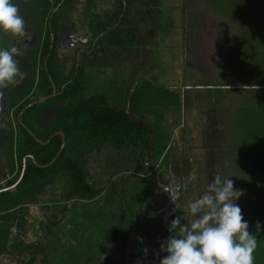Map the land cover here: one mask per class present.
<instances>
[{
	"label": "flooded vegetation",
	"instance_id": "obj_1",
	"mask_svg": "<svg viewBox=\"0 0 264 264\" xmlns=\"http://www.w3.org/2000/svg\"><path fill=\"white\" fill-rule=\"evenodd\" d=\"M12 2L19 7L20 15L25 20L26 35L14 37L0 31V48L16 46L20 50L21 55L14 58L25 75L22 80L18 78V83L0 90L2 97L12 93L18 97L19 91L24 88V85L32 83L34 86L38 83L39 70H36L34 77L31 75V69L34 67L32 56L36 53L37 61H39L38 50L41 39L45 37L47 27L51 31L50 54L52 53L56 61L64 67L60 74L61 78H67L68 72H70L64 61H72L74 55L77 62L82 55L88 61L87 63L94 59L100 61L106 56L102 50L100 51L99 37L93 35L89 25H92L93 13H105L107 9L116 7L118 2L114 0H60L56 5H53V0H12ZM43 10L49 12L45 19L40 18V13ZM184 10L186 11L185 7ZM206 11L207 9L201 6H198L197 11L193 9L192 15L191 13L187 14L186 11L184 15H188V17L182 18L181 25L178 27L183 39L182 43L185 46L181 55L184 69L177 73H181L183 82L182 87H177L182 91V107L180 111L173 107L171 114L174 119L163 122L170 131L167 132V135L162 133L164 126L158 134L151 123L152 116L146 120L145 115L137 113L133 110L130 102L127 103L133 98L139 77L141 78L140 72L148 74L147 77L151 73V71L146 72L152 63L150 45L146 41V49H140L139 58L135 50H130L131 53L125 55L118 51L120 55L117 57L118 62L124 58L130 67L136 68L140 64L143 68L135 75L132 69L129 70V72L132 70L134 75L132 84L136 83L134 86L131 84L127 91L129 93L126 94L128 100L125 101V107L113 106V108L116 111L124 110L152 132L149 138L146 137L147 133L146 135L144 133V136L142 134L138 136L143 139L147 138L148 149L143 154H137L136 149L132 147L134 145L128 144L129 148L124 149V153L121 154L116 150V154H111L106 143H99L78 150L75 157L82 167L86 181L95 187L98 193L92 200L88 196L76 200L70 194L69 197H66L64 204L62 202L57 204L60 207L65 205L66 210L56 211L58 206L53 205L51 200L54 199L53 197L59 199L60 193L65 195L67 186L65 185L64 189V186L56 178L51 179L54 181L51 185L46 184L48 193L44 200H49V206L46 207L42 202H37L34 211L39 208L38 212L43 217L38 221L37 214H33L32 219L38 222L36 236L42 235V231H44L47 237L45 245L39 243L29 248L36 258V261L31 264H41L42 257L47 258L45 250L48 249V246L51 247L50 252L54 251V254L51 253L52 259H46L47 264H53V258H57L60 253L66 256V251H68L72 255L74 249L79 250L85 258H89L90 264H158V260L167 255L166 252H160L159 249L161 243L172 235L168 230L169 222L176 217H183L184 213L187 220L190 221L191 216L187 214V205L203 194L207 185L217 174L221 176L222 180L229 178L233 181L234 189L242 192V195L239 196L240 204L246 206L247 200L244 194L247 192L245 191L246 187L241 183V178L244 177L241 168L239 169L240 178L237 181L227 172L232 159L229 156L230 147H225L224 144H227L228 138L231 137V134L229 136L227 134H229V130L232 131V128H225L220 124V120H227V118L220 116L218 108L225 110L227 106L224 103L223 106L220 105L215 96L217 89L223 92L227 91L222 87L225 83L224 78L222 84L219 85L223 74L219 76L218 74L224 73V70L220 68L219 58L221 60L222 58L218 51L215 52L218 45L216 38H219L215 28L232 29L230 25H227L225 17L221 16L218 19L219 16L214 13V10L210 14ZM58 15L60 19L57 21ZM147 23L146 25H151ZM117 24L118 22L114 25ZM41 25L49 26L46 28L43 26L41 29ZM50 25H58L57 31ZM202 25L212 26L204 28ZM204 29L206 32H203ZM55 31L56 34H54ZM141 36L147 38L149 32L145 31L141 33ZM24 47L26 49L23 51ZM60 50H65L66 53H60ZM209 52L214 54L213 60H211V56L209 57ZM101 72L102 77L109 75V69H102ZM102 77L100 83L103 81ZM66 83L64 82L63 86ZM59 93L60 91L53 90L51 95L53 97ZM225 95V93L222 94V96ZM38 99L40 98H37L36 101ZM43 101L44 99L35 103L38 105L34 113H38L35 116V121L40 125L54 121L59 115L58 109L55 107L63 104L55 102L51 105L43 103ZM5 103L4 100L1 108L5 106ZM150 105L149 102L143 104V111H146L147 114L151 110ZM60 132L62 131L55 134H60ZM222 156L224 159L219 160ZM55 180L57 181L56 187H54ZM67 185L71 184L67 183ZM176 186L180 187V192L173 203L166 189ZM240 204L238 205L240 206ZM240 208L243 212L244 208ZM87 209L91 211L97 209L95 212H100L104 223L98 222L100 219L95 217L96 213L86 214ZM54 214L56 215L54 216ZM130 216L137 220L143 217L141 218L144 221L141 230H139L140 226H135V223L127 226ZM56 217L58 218L56 219ZM54 223L56 228H54ZM181 223H186V221L182 220ZM47 225L50 226L48 231L45 230ZM101 226L102 229H100ZM144 227L146 229L143 234ZM65 228L67 229L66 233L63 230ZM60 231L62 232L59 233ZM122 231L126 241L124 248L126 250L129 248L130 256H121V248L117 247L118 237ZM71 233L73 234L71 235ZM105 234H109L108 240L103 237ZM72 241L75 243L73 244ZM17 244L20 248L27 246ZM66 248L67 250H65ZM144 249H147L146 255ZM40 253L42 255H39ZM28 255H21V260L16 262V259L8 260V253L0 254V264H9L10 262L29 264ZM76 256L77 261L73 260L71 263H85L84 259L79 257V253Z\"/></svg>",
	"mask_w": 264,
	"mask_h": 264
},
{
	"label": "trees",
	"instance_id": "obj_2",
	"mask_svg": "<svg viewBox=\"0 0 264 264\" xmlns=\"http://www.w3.org/2000/svg\"><path fill=\"white\" fill-rule=\"evenodd\" d=\"M59 1L60 0H53V5L58 4ZM114 1L118 2L116 7L113 6L112 8L107 9L103 15H99L97 12L92 14V25H89V27L93 35L99 37L98 43L101 45L100 51L102 50L106 56L102 58L103 61H97L94 59V61L91 63L93 64V68L94 66H97V68L99 67L100 70H107L109 68H113V70L122 68L125 69L127 67L128 70L132 69L134 72L133 74L135 75L138 74V72L135 71L133 68L134 66L130 67L124 58L118 62L117 57L120 56L118 51L122 55H125L131 53L130 50H135L139 58V51H141V48L146 49L147 41V43L150 45V51L152 54L153 47L156 44V42L153 43L152 37L156 35V32H149V36L146 38L141 36L140 31L141 28L142 30L146 28V23L148 21H151L152 24L148 25L147 31H151L156 27V20H159L160 18L161 0ZM137 10L139 13H136ZM48 13V10H43L42 13H40V18L45 19V17L48 16ZM59 19L60 18L58 15L57 21ZM117 22L118 24L114 25ZM43 26L46 28V26L49 25H41V29ZM50 26H52V29L54 28V30L56 29L57 31L58 25ZM56 31L54 34H56ZM144 32L145 30L142 31V33ZM45 33V37L41 39L38 50L40 56L39 61H37L36 53L32 56L34 60V67L31 69V75L34 77L36 75V70H39L38 83L34 86L32 83L28 84L26 91H29L31 88H33V97H35V99L44 97L45 99L43 103L52 105V103L60 102L63 104H59V106L55 107L58 109L59 115L54 121H50L39 127L32 124L33 122L29 120L30 115L35 113L38 106L37 104L30 106V108H27L26 111L22 113L21 120L24 121L25 125H27L30 131H32L35 138L23 126L18 124L17 148L22 155L31 154L36 163L29 161L26 164L25 172L19 183V187H24L31 182H37L36 180H38V177L39 180L43 179L46 177L44 174L49 173V178L52 179L54 175L57 174L58 182H61V184L64 186V189L67 186V190L65 192V195H67L66 197H69L68 195L72 194L71 196H74L76 200H81L83 197L87 196L90 198V200H92L98 192L95 190V187L86 181L85 175L82 172V167L75 157V153L85 146H95L99 143H106V146L109 148L110 152H112L111 154H116V150L120 151L121 154L124 153V149L129 148L128 144H131V146L134 145L132 147L136 149L137 154H143V152L148 149L146 142L147 138L151 136L152 132L147 130L145 125H143L137 119L131 117L124 110L116 111V109L107 102V97L105 94L91 96L82 95L81 91L84 87V83L83 77L81 78L79 76L85 71V69L83 71V68L84 65L87 64L84 62L85 58H83L82 55L78 62L75 60V55L72 56L73 64L71 66L70 72H68L69 75L67 78H61L60 74L64 67H62L60 62L56 61V58L52 53L50 54L51 31H49L48 27L46 28ZM136 34L139 37L138 39ZM151 65L152 63L146 69L147 73L152 71ZM138 66L140 69L143 68V66L140 64H138ZM142 74V77L146 75V73ZM64 82H67L65 86H63ZM146 84V87L148 88L149 84L151 83L146 79L142 80V78L139 77V82L136 89H139L140 86L145 87ZM53 90H56L57 92L60 91V93L54 95L53 97H48L53 93ZM124 97L125 100L123 108L126 104V94H124ZM30 101L31 99L27 97L19 105L18 110L29 104ZM11 105H14V100L11 101ZM257 116H259V112L257 113ZM233 117L234 115H231L228 117V119ZM58 131L63 132L64 138H62V136L58 133L55 134ZM231 132V137H229V139L233 140V135H235L233 128ZM248 132L249 135H252L249 138L255 141H249L242 138L241 140L236 138L237 142H239V151H243L242 149L248 147L247 144L244 145L245 141L249 144L252 143L253 145H251L254 146V150L257 148L258 144H260V140L258 138L260 129H257V131L252 130L251 134L250 130L248 129ZM144 133L145 135L147 133L146 139H143V137H138L141 136V134L144 136ZM61 145H63V147L59 155L56 156L61 148ZM246 152L247 151L245 149V156ZM251 153L253 154V152ZM251 153H249V155L247 154L246 159L241 164L243 170L256 167L254 166L255 163L250 164L251 162L248 161V158L252 156ZM245 156L243 157L245 158ZM53 158H55V160L49 164ZM48 170L50 172H46ZM242 174L244 177L241 178V183L244 187H246L245 191L247 192L244 194L247 204L242 212V214H244L243 218L246 221V213L250 210V205H248L250 203L249 200H255L254 202L256 205H254V208L257 210L260 204V199L257 200V198L264 199V196L261 194V192L264 191V177H258L261 174L264 175V172H260L251 179L250 172L248 170ZM67 183H70L71 185L68 186ZM61 210L63 212V210H66V208L62 207ZM95 217H97L98 220L100 219L98 221L99 223H104L100 212L96 213ZM48 229H50L49 225H47L45 230L48 231ZM108 235L109 234L103 235L105 240L110 238ZM10 250L11 248L8 246L4 247L0 249V254L7 253ZM65 250H67V248ZM66 253V256L60 253L57 258L54 257V261H52V263L78 264V262L71 263L73 260L77 261L76 255H73V259L71 260V254H69L68 251H66ZM28 254V257L30 258L28 261L29 264L36 261V258L33 255L30 253ZM46 259L47 258L43 256L41 263L46 264L48 262Z\"/></svg>",
	"mask_w": 264,
	"mask_h": 264
},
{
	"label": "rangeland",
	"instance_id": "obj_3",
	"mask_svg": "<svg viewBox=\"0 0 264 264\" xmlns=\"http://www.w3.org/2000/svg\"><path fill=\"white\" fill-rule=\"evenodd\" d=\"M206 1V4H209L213 6V8L218 11L221 16L227 18L229 14L225 13V10H233L236 9L237 12V19L238 22L241 18V11H240V4H242L243 0H201ZM250 2V12H256V15L253 16V20H257V18L261 15H258L259 13V2L258 0H249ZM200 3V0H161V8H160V18L159 20H156V27L151 30L147 31L148 25L144 29L146 32H156V35L152 37L153 43L156 42L155 46L153 47V52L151 54L152 57V71L150 75L147 77L146 75L142 77V72H140V76L143 79H146L151 84H149V87L147 88V84L145 87H140L139 89L134 90L133 98L128 101L127 103L132 106L133 110H135L139 114L145 115L146 120L150 119L151 116L153 117L151 120L152 125H154L156 131H158V134L160 133L159 130H161L162 126H164L163 122L167 120H173V115L171 114V111H173V107L176 108L177 111H180L182 107V96H181V90L177 87H182V76L181 73L177 74L179 71H183L184 69V62L182 64V52L184 51V44L182 43L183 39L181 37L180 30L178 29L179 25H181V19L187 18L188 15H184L187 11V14L192 15V11L197 10V5ZM184 7L186 8V11L184 10ZM193 9H191V8ZM99 15H103V12H97ZM103 13V14H102ZM136 13H139L137 10ZM147 24H152L151 21ZM145 25V24H144ZM212 25H202V27L207 28ZM233 31H230V29H222L219 27H216V32L219 34V38H216V43L218 44L215 48V52L218 51L219 56L222 58V60L219 58V61L221 62L220 68H225L230 65V61L233 59L234 67L232 70H230L231 74H237L239 69L240 73H243V78L245 79L244 82L246 84L253 85V88L249 87L247 88L245 92V96L241 92V99L240 97H235L233 101V105L230 102L231 99L229 98V95L226 92H223L222 90H215V96L221 100L225 98L224 105L227 107L225 110H222V108H218V112L221 117L227 118V120L223 119L220 120V124L225 128H233L235 135H233V140H230L228 138L227 144H224L225 147H230V159H232V162L229 164L227 172L229 175H232L234 177V180L237 181L240 178L239 171L241 170L243 172L249 171L250 172V179L259 174L260 172H264V95H261L259 92L260 89H257L256 87H261L264 85V49L260 50V52H253L252 50L246 51L247 47L244 45V43H241V35H244L246 33H249V40L252 41H258V35L261 36L264 39V25H251L255 29H250L249 31H239V29L243 28L242 25H232ZM231 26V27H232ZM229 28V26H228ZM140 29V28H139ZM181 29V28H180ZM183 29V28H182ZM141 28V33L142 31ZM203 32H206L204 29ZM202 32V33H203ZM243 32V33H241ZM183 35V33H182ZM138 38V35L136 36ZM259 46H264V40L262 42H258ZM26 48L24 47L22 50L24 51ZM60 53H66L65 50H60ZM212 54L209 52V57ZM224 57H232L230 58V61L224 59ZM85 63L88 61L85 60ZM81 63V62H80ZM246 63V64H244ZM65 64L68 66V70H71L72 61H65ZM248 66L246 70V65ZM262 66V67H261ZM85 69V71H84ZM135 71L139 72L140 67L136 66L134 68ZM83 73L79 77H83V83L84 87L81 91L82 95L85 96H91V95H102L105 94L107 97V102L114 107H123L124 104V94H127L129 92L128 89L130 87V83H133L134 81V75L132 74V70L129 72L128 68L125 69H115L109 68V75L103 76L101 70L97 66L93 68V64L91 62L84 65ZM129 73V76H128ZM244 74L247 76L245 77ZM221 74H218V76ZM228 75V73L226 74ZM102 77V86L100 83V79ZM223 77L219 81V85L222 84ZM216 83L217 81L214 80ZM136 83V82H135ZM134 83V85H135ZM239 84H241L240 80L238 81ZM133 85V84H132ZM133 85V86H134ZM132 86V87H133ZM132 89V88H131ZM130 89V90H131ZM225 93V96H222V94ZM127 99V97H126ZM217 99V100H219ZM246 100V103L242 102V100ZM128 100V99H127ZM145 102L151 103V110L146 113V111H143V104ZM259 112V116H257V113ZM150 115V116H149ZM231 115H234L233 118H229ZM256 116V117H255ZM155 118V120H154ZM158 119V120H156ZM147 122V121H146ZM248 129L250 130V134L253 131H257V129H260L259 134V140L260 144H258L257 148L254 150V146L249 144L245 141L244 145L247 144L246 149V156L244 155L245 149H242L243 151H239V142H237L236 138L238 139H247L249 141H255L251 138H249L252 135H249ZM168 128L165 124L164 130H162L163 135H167ZM232 132L229 130V136ZM237 136V137H236ZM241 139V140H242ZM244 141V140H243ZM225 143V142H224ZM237 146V147H236ZM241 149V148H240ZM228 150V149H227ZM253 152V154L251 153ZM252 154L250 158H248V161H250V164L255 163L254 166L250 169H242V162L246 159L247 154ZM228 156V155H227ZM245 156V158L243 157ZM254 156V157H253ZM224 159V156L220 157L219 160ZM247 161V160H246ZM257 164V165H256ZM241 168V169H240ZM240 169V170H239ZM46 172H50L49 170ZM49 173L44 174V176L49 177ZM239 176V177H238ZM258 177H264L263 174H261ZM53 178H57V174L54 175ZM55 182L57 183V181ZM264 183V181H263ZM264 186V184H263ZM261 194L264 196V191L261 192ZM261 195V196H262ZM54 199L51 200L53 205L58 206L59 203H65L66 201V195L60 193V198L53 197ZM260 199L259 208L256 210L254 208L255 200H249L250 203V210L246 213V221L249 225V232L252 234H256V224L259 222L260 224V231L257 235V248L254 252V264H264V199L257 198V200ZM256 200V201H257ZM138 203V202H137ZM235 203L238 205L240 204V198H238ZM65 206V205H61ZM139 206V203H138ZM239 206V205H238ZM52 207V206H51ZM239 207L245 208L246 206H242L240 204ZM62 207L58 206L56 208V211H61ZM43 210V209H42ZM97 210V209H96ZM96 210H86V214L93 213ZM246 212V210H245ZM250 212V213H249ZM34 214H37V220L40 221L43 216H41V213L38 211H35ZM56 214H54L55 216ZM244 217V214H242ZM259 216V219H258ZM58 217H56L57 219ZM87 218H90L87 216ZM143 218V217H141ZM137 220V218L130 216L128 217V224L135 223V226H140L139 230L143 228V222L142 219ZM54 219V218H53ZM91 219V218H90ZM54 228H56V225L54 223ZM126 228V227H125ZM125 228H122V230H125ZM102 229V226L101 228ZM146 227L142 230V233L144 234ZM64 232H67V229H63ZM60 231L59 233H61ZM63 232V233H64ZM74 232V231H72ZM73 233H71L72 235ZM60 235V234H59ZM64 235V234H62ZM35 240L38 241V243H41V245H45L46 240V234L44 231H42V235L34 236ZM74 244L75 242L72 241ZM126 241L125 237L122 233H120L118 237V243L117 247H120L121 249V256L128 255L130 256V250H126L124 247ZM36 244V243H35ZM31 245H34L31 244ZM73 246V245H72ZM75 247V246H74ZM51 247L48 246V249L45 250L47 255V260L52 259L51 253L54 254V251L50 252L49 250ZM79 253V257L84 259V264H90L91 261L85 258V256L79 251L74 249L73 254L71 255V260L73 259V255H76ZM39 255H42L40 253ZM42 264V263H41ZM47 264V263H46Z\"/></svg>",
	"mask_w": 264,
	"mask_h": 264
},
{
	"label": "clouds",
	"instance_id": "obj_4",
	"mask_svg": "<svg viewBox=\"0 0 264 264\" xmlns=\"http://www.w3.org/2000/svg\"><path fill=\"white\" fill-rule=\"evenodd\" d=\"M0 31L14 37L26 35L25 20L19 7L12 0H0ZM21 55L16 46L0 48V90L23 79L24 73L14 58ZM169 198H178L180 187L166 189ZM242 195L234 189L233 181L216 175L203 194L187 205L191 220L176 217L168 224L172 233L160 245V252L167 255L158 264H254L257 235L249 232L241 208L235 201ZM184 220L186 223H181ZM145 255L147 249H144Z\"/></svg>",
	"mask_w": 264,
	"mask_h": 264
},
{
	"label": "crops",
	"instance_id": "obj_5",
	"mask_svg": "<svg viewBox=\"0 0 264 264\" xmlns=\"http://www.w3.org/2000/svg\"><path fill=\"white\" fill-rule=\"evenodd\" d=\"M258 2L260 8L258 15L261 16H259L257 20H253L252 18L256 15V12H250L251 5L249 0H243L242 4H240L241 18L239 22L235 8L229 11L225 10V13L229 14V16L225 18L228 23L227 25H230V27L232 25H242L243 28L239 29V31H249L250 29H255L251 25H264V0H258ZM198 6L207 9L206 12L209 14L210 12H213L212 10H214V13L219 16L217 17L218 19L223 14L216 11L213 6L206 4V1L200 0L196 9H198ZM233 27L234 26H232L231 29H233ZM249 36V33L241 35L240 42H245L244 45L247 47L246 51L252 50L253 52H260V50L264 49V46L258 45V42H262L264 40L261 36L258 35V41L249 40ZM213 57L214 54H212V58ZM230 58L232 57H224V59L227 60V63L230 61ZM248 66L251 67V65L247 64L245 67L246 70ZM233 67L234 64L232 59L230 61V65L228 64L227 67L223 68L224 73L220 72V74H223V78L225 80L222 87L227 90L226 93L229 95L232 105V100L235 97H240L241 99V92L245 96L247 88H253V85H248L244 82L245 79L242 77L243 73H240V70L243 69H239L235 75L230 73V70H232ZM227 73L228 75H226ZM244 76L246 77L247 75L244 74ZM239 80L241 84L238 83ZM27 85H24V88H21L18 97L14 96L13 93L6 97H2V95H0V249L7 246L10 247L11 250L7 252L9 254L8 260L10 259L12 261L16 259V262L19 259L21 260V255L25 256L28 253L32 255L29 251V248L32 246L31 244H39L34 237L38 231V222L32 218L35 213L34 210L36 205L39 202H42L46 205V207L49 206V200H44L46 198V194L48 193V186H46V184L51 185V183L54 182L50 180L52 178L47 176L40 180L38 177V180H36L37 182H31L24 187H19V183L25 172L26 164L29 161L34 163L35 160L32 158L31 154L22 155L20 151H18V124L23 126L35 138L32 131H30L27 125H25V122L21 120V116L27 108L34 106L36 102L42 101L40 100L41 98L36 101L35 97H33V88L30 89L31 91H26ZM256 88L260 89L259 92H261V95H264V85L261 87L257 86ZM27 97L31 99L29 104L18 110L19 105ZM48 97H52V95ZM4 100L6 101L5 106L1 108V104ZM12 100H14V105H11ZM217 102L223 106L225 98L221 100L219 99ZM242 102L246 103V100L243 99ZM37 114H31L29 120L33 122L32 124L39 127L43 124L40 125L35 121V116H37ZM63 136L62 138H64ZM6 175L9 177L6 178ZM3 179L5 180L1 183ZM54 187H56V182ZM38 209L36 211H38ZM20 230L22 231L21 233ZM17 243H20L22 246H27L20 248ZM4 255H6V253H4ZM9 264L14 263L10 262Z\"/></svg>",
	"mask_w": 264,
	"mask_h": 264
},
{
	"label": "water",
	"instance_id": "obj_6",
	"mask_svg": "<svg viewBox=\"0 0 264 264\" xmlns=\"http://www.w3.org/2000/svg\"><path fill=\"white\" fill-rule=\"evenodd\" d=\"M43 99H45V98H41L40 100H43ZM60 134L63 136V133H62V132H60ZM63 142H64V141H63ZM62 147H63V145H61V148H60V150H59V152L57 153V155H56V156H58V155H59V153H60V151H61ZM54 160H55V158H53L49 164H51V163H52ZM34 163H36V162L34 161ZM49 164H48V165H49Z\"/></svg>",
	"mask_w": 264,
	"mask_h": 264
},
{
	"label": "built area",
	"instance_id": "obj_7",
	"mask_svg": "<svg viewBox=\"0 0 264 264\" xmlns=\"http://www.w3.org/2000/svg\"><path fill=\"white\" fill-rule=\"evenodd\" d=\"M8 177H9V176H8V175H6V178H8ZM4 180H5V179H3V180L1 181V183H3V182H4Z\"/></svg>",
	"mask_w": 264,
	"mask_h": 264
}]
</instances>
